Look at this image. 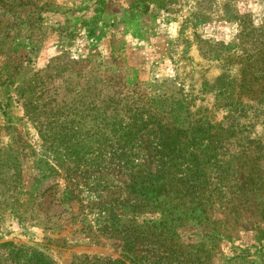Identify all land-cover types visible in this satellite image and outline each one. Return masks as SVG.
<instances>
[{"label":"rangeland","instance_id":"obj_1","mask_svg":"<svg viewBox=\"0 0 264 264\" xmlns=\"http://www.w3.org/2000/svg\"><path fill=\"white\" fill-rule=\"evenodd\" d=\"M0 56V264H264V0H0ZM179 100L216 134L211 152L190 136L200 187L162 207L181 255L148 223L123 257L97 209L127 170L110 151L73 172L69 148L102 150L104 122L165 120ZM123 207L118 225L163 219Z\"/></svg>","mask_w":264,"mask_h":264},{"label":"trees","instance_id":"obj_2","mask_svg":"<svg viewBox=\"0 0 264 264\" xmlns=\"http://www.w3.org/2000/svg\"><path fill=\"white\" fill-rule=\"evenodd\" d=\"M181 95H184V100L187 99L185 92H181ZM161 101L167 102L169 99L165 97ZM193 107L189 105L183 106L181 100H179L178 102L169 103V111L165 120L155 118V120L149 119L141 123L136 122L132 117H128L130 119L128 121L135 122H124L125 118L120 119L118 122H112L113 120L107 123L104 122L102 129L107 131L109 138L106 137V140L103 141L102 150L97 143L89 145L88 152L86 153L79 151L81 145L69 148L71 154L69 160L73 164V172L78 171L81 163H84L86 168L79 171L80 173L89 172L91 169L99 167V165L103 166L107 160L103 154L105 152L110 154V151L113 152V155L111 154L112 161L116 162L117 167L127 170L124 171L127 173L126 177L128 179L123 186V190L110 195L109 199L105 202L106 205L103 207L101 204H94L96 208L101 205L97 209V213L103 214L105 224L108 227L111 226L113 234H117L122 239V249L125 252V254L123 253V257H126V253L129 256H134L135 245L139 239H142L139 234L146 233L145 226L148 223L156 224L153 226L154 229L146 234L145 239H149V237L151 239L155 238L157 246L165 244V237H162V239L159 237L164 230H168L170 227H168L166 222L169 219V215L164 212L162 207L168 206L170 199H177L178 202L181 201V191L178 188L174 190L176 186L181 187V184H185L187 187L186 191L189 189L198 190L200 187L199 171L189 161L190 157H195L194 147L196 144L193 141H199V139L190 141L192 138L190 136H194L198 130L206 132L208 140L200 143V146L202 144L204 150L211 152V148H216V143L214 142L216 134L211 129L203 128L199 124V121L190 122V119H194L196 115V112L192 113L194 111ZM126 112L130 114L129 111ZM111 113L116 114L117 117L124 115L122 109L118 111L112 110ZM141 115L143 114L141 113L139 116L141 117ZM168 118H171V120ZM152 123L157 124L153 125ZM186 123H188V126ZM128 135L133 136V139H127ZM144 136L148 138L144 140L142 138ZM146 142H149L148 149L144 145ZM177 150L181 152L175 155V151ZM145 152L150 154L147 155V161L141 163L140 158ZM183 152H187V154L182 155ZM56 159L62 161V157ZM186 176H191L192 178L187 180ZM190 197L195 200L197 195L194 191H191ZM121 206H128L129 210L137 213V215L151 214L154 211L161 216L160 218L163 217V219L157 222L154 220H143L141 224L133 223V221L130 223L129 221V223L126 222L123 225H118L122 210L118 213L117 209ZM101 228L105 229L104 226ZM165 245L172 248L178 247H175L172 251L179 252L177 255H181L179 249L181 245L179 243L169 246L166 243ZM151 247L156 248L154 245H151ZM174 258L177 257L174 256Z\"/></svg>","mask_w":264,"mask_h":264},{"label":"crops","instance_id":"obj_3","mask_svg":"<svg viewBox=\"0 0 264 264\" xmlns=\"http://www.w3.org/2000/svg\"><path fill=\"white\" fill-rule=\"evenodd\" d=\"M111 32H112V31H111ZM115 32H116V29H115ZM53 33H54V32H53ZM39 47H40V46L37 45V46H36V50L33 51V53H32V56H33L34 60H36V59H40L38 54H41V53H42V50H41L42 47H41V48H39ZM53 48H55L54 44H53ZM47 52H49L48 54H51L52 49L49 48V51L47 50ZM39 62H40V61H39ZM3 66H4V57H3V56H0V69H2ZM148 73H149V71L147 70V68H144V69L141 71L140 76H141L142 78L147 79ZM0 116H1V110H0ZM2 123H3V122H2ZM2 123H1V124H2Z\"/></svg>","mask_w":264,"mask_h":264}]
</instances>
